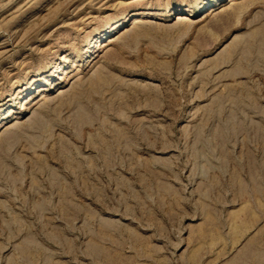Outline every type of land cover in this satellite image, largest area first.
I'll return each mask as SVG.
<instances>
[{
	"label": "rangeland",
	"instance_id": "374dc122",
	"mask_svg": "<svg viewBox=\"0 0 264 264\" xmlns=\"http://www.w3.org/2000/svg\"><path fill=\"white\" fill-rule=\"evenodd\" d=\"M0 264H264V0H0Z\"/></svg>",
	"mask_w": 264,
	"mask_h": 264
},
{
	"label": "bare ground",
	"instance_id": "6f19581e",
	"mask_svg": "<svg viewBox=\"0 0 264 264\" xmlns=\"http://www.w3.org/2000/svg\"><path fill=\"white\" fill-rule=\"evenodd\" d=\"M180 19V18H179ZM109 32V31H108Z\"/></svg>",
	"mask_w": 264,
	"mask_h": 264
}]
</instances>
